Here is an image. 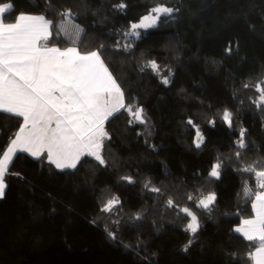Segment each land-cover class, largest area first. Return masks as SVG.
<instances>
[{
	"label": "trees",
	"instance_id": "obj_1",
	"mask_svg": "<svg viewBox=\"0 0 264 264\" xmlns=\"http://www.w3.org/2000/svg\"><path fill=\"white\" fill-rule=\"evenodd\" d=\"M3 3L13 5L6 23L18 13L67 23L70 35H54L50 47L75 46L84 53L103 45L102 58L125 103L142 107L147 124H129L123 109L110 117L105 165L84 156L77 168L59 170L46 155L17 153L0 198V264H252L248 254L255 248L234 229L253 215L245 184L253 193L261 190L254 174L241 169L264 160V107L255 103L260 95L255 85L264 87V0ZM159 5L179 11L174 19L162 16L139 37L126 35L131 23ZM65 9L75 15L66 20L60 15ZM72 24L85 30L75 45ZM229 42L230 55L225 52ZM149 60L160 65L159 75L145 67ZM166 75L167 85L162 83ZM225 109L233 114L232 127L221 118ZM22 123V117L0 112V155ZM197 128L204 137L199 148L193 143ZM241 128L247 130L246 149L236 143ZM218 161L220 178H211ZM209 192L216 194L211 210L197 208ZM189 195L195 199L188 200ZM113 196L120 204L101 211ZM169 198L174 207H168ZM184 207L198 217L195 235L185 231L190 217L180 211Z\"/></svg>",
	"mask_w": 264,
	"mask_h": 264
},
{
	"label": "snow or ice",
	"instance_id": "obj_2",
	"mask_svg": "<svg viewBox=\"0 0 264 264\" xmlns=\"http://www.w3.org/2000/svg\"><path fill=\"white\" fill-rule=\"evenodd\" d=\"M118 7H125L121 3ZM13 9L11 3L0 6V112L22 117L21 124L15 137L2 155H0V198L5 195L7 188L6 176L13 158L17 153H28L32 157L45 156L48 163L56 169H75L84 156L93 157L99 165H105L102 155L106 139H110L105 130V122L119 113L122 109L129 114V124L138 122L147 124L144 109L125 103V93L117 79L102 58L100 48L81 53L77 47H50L48 42L54 35L63 33L70 35L69 25L62 23L54 25L42 15L18 13L14 22L6 23L5 16ZM179 9L163 5L153 7L148 15L139 23L130 25L126 35L139 37L137 29L155 27L162 16L174 19V12ZM66 20L75 14L71 9L60 13ZM74 37L70 42L75 45L81 40L84 29L78 24H72ZM125 50L130 45H125ZM231 42L225 52L231 54ZM145 67L150 68L157 75L160 65L155 60H149ZM170 71V70H169ZM169 77L163 76L162 83L167 85ZM245 88L249 85L245 84ZM260 93L257 107H264V87L256 84ZM222 120L229 126L233 124V114L225 109ZM214 124V121H210ZM188 124H193L191 119ZM247 130L240 129L237 145L239 149L248 147L245 136ZM150 134V133H149ZM204 141L199 128L193 141L199 148ZM239 158L242 153L237 151ZM222 163L213 164L209 177L219 179ZM258 167L260 170H257ZM242 172L254 174L260 191L253 193L245 184L244 195L250 197L253 217L242 219L239 227L234 231L255 248L248 254L252 264H264V160H258L241 169ZM18 175V174H17ZM128 183L135 181L131 176L121 177ZM150 181L144 187L149 188ZM150 191L160 193L161 189L151 187ZM188 200H194L191 195ZM216 201V194L209 192L202 195L196 203L197 208L211 210ZM120 204L118 197L113 196L104 204L101 211L111 212ZM168 207H174V201L167 200ZM180 211L190 217L185 231L195 235L199 228L197 215L188 207ZM141 217L137 215L135 219ZM110 238L116 234L109 232ZM192 244L190 239L184 246L187 251Z\"/></svg>",
	"mask_w": 264,
	"mask_h": 264
},
{
	"label": "crops",
	"instance_id": "obj_3",
	"mask_svg": "<svg viewBox=\"0 0 264 264\" xmlns=\"http://www.w3.org/2000/svg\"><path fill=\"white\" fill-rule=\"evenodd\" d=\"M0 6H2V4H0ZM33 15H37V14H33ZM69 47H73V46H69ZM63 50V49H62ZM8 147V146H7ZM46 155V154H45ZM254 215V214H253ZM253 215L252 216H250V217H247V218H243V219H248V218H252L253 217ZM242 221V220H241ZM241 221H240V223L238 224V225H236L235 226V228L236 227H239L240 226V224H241ZM255 249H253V251H254Z\"/></svg>",
	"mask_w": 264,
	"mask_h": 264
},
{
	"label": "rangeland",
	"instance_id": "obj_4",
	"mask_svg": "<svg viewBox=\"0 0 264 264\" xmlns=\"http://www.w3.org/2000/svg\"><path fill=\"white\" fill-rule=\"evenodd\" d=\"M159 6H160V5H159ZM147 15H148V14H147ZM145 16H146V15H145ZM143 17H144V16H143ZM143 17H142V18H143ZM142 18H141V19H142ZM141 19H139L138 21L133 22V23H139ZM133 23H131V24H133ZM141 30H144V29H137L138 32H140ZM129 31H130V27H129ZM14 137H15V136H14ZM6 149H7V147L5 148V150H6ZM5 150H4V151H5Z\"/></svg>",
	"mask_w": 264,
	"mask_h": 264
}]
</instances>
